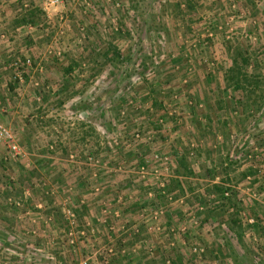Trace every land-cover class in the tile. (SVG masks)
<instances>
[{"label": "rangeland", "instance_id": "1", "mask_svg": "<svg viewBox=\"0 0 264 264\" xmlns=\"http://www.w3.org/2000/svg\"><path fill=\"white\" fill-rule=\"evenodd\" d=\"M17 23L0 264H264V0H0Z\"/></svg>", "mask_w": 264, "mask_h": 264}, {"label": "crops", "instance_id": "2", "mask_svg": "<svg viewBox=\"0 0 264 264\" xmlns=\"http://www.w3.org/2000/svg\"><path fill=\"white\" fill-rule=\"evenodd\" d=\"M22 25L23 24H21V23H17V25H7V27H5V26H3V28H1L0 27V45L2 44V43H4V42H6V40L8 41V39L6 38H3L4 36H2V35H6V34H10V35H12L13 36V38L10 40V42H14L15 41V39H16V37H17V35H15V34H13V32L14 33H18V32H15V31H17V30H19L21 27H22ZM1 26V25H0ZM4 33V34H3ZM1 47H2V45H1Z\"/></svg>", "mask_w": 264, "mask_h": 264}, {"label": "built area", "instance_id": "3", "mask_svg": "<svg viewBox=\"0 0 264 264\" xmlns=\"http://www.w3.org/2000/svg\"><path fill=\"white\" fill-rule=\"evenodd\" d=\"M2 138H11V134L9 133V131L6 129V127L0 123V139ZM12 148H16V144L12 143L11 145ZM252 220V218L250 219V221Z\"/></svg>", "mask_w": 264, "mask_h": 264}]
</instances>
